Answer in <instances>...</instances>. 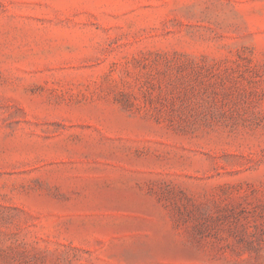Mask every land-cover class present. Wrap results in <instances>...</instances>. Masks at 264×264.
<instances>
[{"label":"rangeland","instance_id":"rangeland-1","mask_svg":"<svg viewBox=\"0 0 264 264\" xmlns=\"http://www.w3.org/2000/svg\"><path fill=\"white\" fill-rule=\"evenodd\" d=\"M0 264H264V0H0Z\"/></svg>","mask_w":264,"mask_h":264}]
</instances>
